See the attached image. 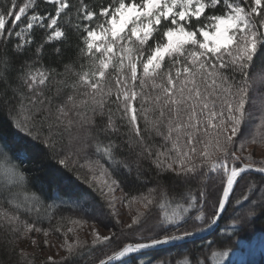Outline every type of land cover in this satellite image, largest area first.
I'll use <instances>...</instances> for the list:
<instances>
[{"label": "snow or ice", "instance_id": "6c2138e0", "mask_svg": "<svg viewBox=\"0 0 264 264\" xmlns=\"http://www.w3.org/2000/svg\"><path fill=\"white\" fill-rule=\"evenodd\" d=\"M256 148L264 0H0V264H225Z\"/></svg>", "mask_w": 264, "mask_h": 264}, {"label": "trees", "instance_id": "16d2710c", "mask_svg": "<svg viewBox=\"0 0 264 264\" xmlns=\"http://www.w3.org/2000/svg\"><path fill=\"white\" fill-rule=\"evenodd\" d=\"M257 158H260V153L264 152V148H256L255 149ZM78 183V182H77ZM125 210V209H124ZM123 212V210H122ZM126 212V211H125ZM66 215H71V213H66ZM221 228L223 229H215L213 233L210 235L203 237L198 240H194L190 243H194L195 245H200L207 240L212 239H221L224 241V246L218 247L216 250L223 251V250H231L238 248V242H249L251 239L256 237L260 233H264V217L254 218L251 220L250 223L245 224L242 228L237 226L233 229L231 226L223 227V222L221 224ZM107 230V229H105ZM85 229L81 232V238H86ZM233 231H235V235H233ZM241 242V243H242ZM176 254V249L171 248L170 246L164 247L161 251L153 253L154 257L158 260H166L170 257H174ZM227 264H238L236 261H232ZM239 264H264V257L258 256L255 262L253 263L252 260L250 261H243Z\"/></svg>", "mask_w": 264, "mask_h": 264}, {"label": "rangeland", "instance_id": "374dc122", "mask_svg": "<svg viewBox=\"0 0 264 264\" xmlns=\"http://www.w3.org/2000/svg\"><path fill=\"white\" fill-rule=\"evenodd\" d=\"M120 210H123V212L127 211L126 209ZM85 230L86 231L84 234L86 235L87 229ZM102 231L104 233L107 232V230L105 229H102ZM241 242H238V248L231 249L229 251V256L225 259V264L230 263L232 261H236L239 264L243 261L250 260H252V262L254 263L258 256L264 257V233L258 234L249 242Z\"/></svg>", "mask_w": 264, "mask_h": 264}, {"label": "water", "instance_id": "95a60500", "mask_svg": "<svg viewBox=\"0 0 264 264\" xmlns=\"http://www.w3.org/2000/svg\"><path fill=\"white\" fill-rule=\"evenodd\" d=\"M214 231H215V229H213L211 233H213ZM211 233H209V232L202 233L199 238H195L194 240H198V239H201L203 237H206V236L210 235ZM164 247H167V246H164Z\"/></svg>", "mask_w": 264, "mask_h": 264}]
</instances>
